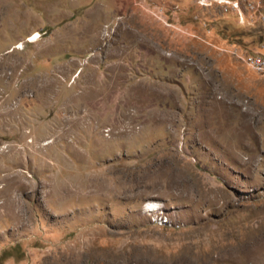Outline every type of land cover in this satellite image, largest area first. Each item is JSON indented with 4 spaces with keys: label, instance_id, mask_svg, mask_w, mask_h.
I'll return each instance as SVG.
<instances>
[{
    "label": "rangeland",
    "instance_id": "rangeland-1",
    "mask_svg": "<svg viewBox=\"0 0 264 264\" xmlns=\"http://www.w3.org/2000/svg\"><path fill=\"white\" fill-rule=\"evenodd\" d=\"M201 1L0 0V264H264V0Z\"/></svg>",
    "mask_w": 264,
    "mask_h": 264
},
{
    "label": "built area",
    "instance_id": "built-area-1",
    "mask_svg": "<svg viewBox=\"0 0 264 264\" xmlns=\"http://www.w3.org/2000/svg\"><path fill=\"white\" fill-rule=\"evenodd\" d=\"M220 1V0H214ZM201 2L207 3V0ZM232 6L238 8V2H233ZM239 12V11H238ZM243 20V14L239 13ZM260 21L264 32V11L257 16ZM261 47L263 51L256 52L254 55L243 54L241 61L252 71L260 74H264V33L261 40ZM142 211L148 216V218L158 226H168L173 229L180 228L181 224L173 220L168 214L165 213L162 203L158 200L145 201L142 205Z\"/></svg>",
    "mask_w": 264,
    "mask_h": 264
}]
</instances>
